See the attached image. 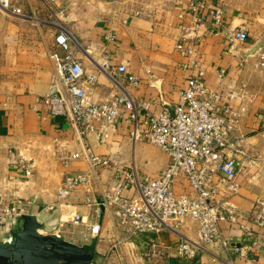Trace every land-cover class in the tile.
Listing matches in <instances>:
<instances>
[{
  "label": "crops",
  "instance_id": "0c3cea01",
  "mask_svg": "<svg viewBox=\"0 0 264 264\" xmlns=\"http://www.w3.org/2000/svg\"><path fill=\"white\" fill-rule=\"evenodd\" d=\"M18 1L23 15L0 13V202L21 198L27 208L24 215L35 218L40 234L59 236L78 245L91 241H82L83 223H73L71 216L80 214L96 219L100 232L91 264H136L135 256L153 246L168 253L167 259L165 256L160 259L166 264H225L228 258L231 264H264V227L250 221L257 202L264 200V66L260 64L263 49L256 48L257 44H264V0H216L223 7V24H214L205 10L202 21L188 28L195 42L193 56L205 68L207 85L220 92L223 103L234 113L230 145L226 149L228 155L239 161L238 190L231 202L244 217L243 223L251 228L249 236L254 240L245 252L225 251L219 243H210L192 259L176 257L178 237L167 230L142 233L124 242V236L116 230L106 211L100 217H91L92 206L85 202L83 189L73 191L62 202L57 199L56 190L63 176L87 169L82 160L67 164L60 160L59 144L68 141L72 150L79 147L68 118L49 113L42 102L52 92L56 56L64 53L55 42L54 24L59 20L48 18L60 6L46 0ZM189 1L59 0V3L68 6L64 10L65 26L85 50L99 61L106 52L112 64H125L140 80L133 90L135 96L150 100L153 110L170 111L178 90L191 73L182 68L185 59L175 48L177 37L183 34L178 28V13L185 12L184 21L190 23ZM43 4H50L47 7L50 14ZM42 13L47 17L40 16ZM239 28L246 30L245 41L233 36ZM108 30L114 31L116 41L105 51L104 34ZM74 52L82 59L85 70L95 71L88 58ZM220 70L226 72L222 83ZM242 94L248 99L245 111L241 110ZM110 95V82L98 73L93 99L101 101ZM129 129L128 115L123 112L105 142L95 136L87 137L95 153L109 154L114 161L99 171L94 193L97 198L113 183L120 166L134 163L140 174L155 176L168 163L159 147L151 144L155 147L147 148L142 141L133 144L128 137ZM20 157L32 162L28 178L20 166ZM185 188L184 179L175 186L177 192ZM24 215L15 218L12 226L0 227V240L12 239V230L21 228L20 218ZM220 228L227 237L239 236L243 231L226 221H220ZM181 232L196 241L197 222L186 218Z\"/></svg>",
  "mask_w": 264,
  "mask_h": 264
},
{
  "label": "built area",
  "instance_id": "2783aa9c",
  "mask_svg": "<svg viewBox=\"0 0 264 264\" xmlns=\"http://www.w3.org/2000/svg\"><path fill=\"white\" fill-rule=\"evenodd\" d=\"M46 2L60 6L59 10L53 11V16L59 20L54 24L57 29L55 42L64 53L61 57L56 56L57 70L50 84L52 92L45 95L42 102L49 113L68 118L74 132L73 139L79 147L72 150L68 141L59 144L60 160L64 164L76 160L87 164V169L63 176L56 190L57 199L62 202L73 191L83 189L85 202L92 206L91 217H100L101 212L106 211L113 218L116 230L124 236V242H130L132 236L142 233L170 231L178 237L175 255L180 259H192L207 244L214 242L225 251L240 249L245 252L251 244L231 247L230 240L220 228V221H226L236 224L248 235L252 233L231 202L238 190L239 166V161L226 153L234 113L223 103L220 92L207 85L205 68L193 56L195 42L188 30L202 21L205 10L209 11L212 22L221 26L224 21L222 5L216 0H190L187 4L189 24L184 21L185 12L178 13V28L183 34L177 37L175 48L185 59L182 68L191 73L178 90L170 113L167 109L153 110L150 100L135 96L133 90L139 86L140 80L125 64H112L106 52L99 61L79 44L65 26L66 4H60L59 0ZM0 13L23 15L18 0H0ZM233 36L245 41V28H239ZM104 41L106 51L116 41L113 30L105 32ZM261 48L263 60L260 64L264 66V44ZM74 50L88 58L95 71L85 70L82 59ZM98 73H102L111 84L110 97L101 101L93 99ZM225 75V70H220V83ZM241 100V110L245 111L248 102L245 94L241 95ZM123 112L127 113L130 121V141L133 144L147 142L159 147L166 154L168 163L155 176L140 175L134 163L120 166L113 183L107 185L102 196L97 198L94 193L99 171L114 161L109 154L95 153L86 140L88 136H95L104 142L109 139ZM19 162L28 178L32 173L31 163L24 157H20ZM182 179L186 188L177 192L175 186ZM24 204L21 198L0 202V227H10L15 218L24 215L27 212ZM186 218L197 222L196 241L181 232ZM71 220L83 223L80 230L83 242L96 241L100 232V223L96 219L73 214ZM250 221L264 227V200L257 202ZM8 240L10 237H7ZM164 256L168 258L165 250L153 246L136 255L135 263L166 264L160 260ZM231 263L230 258L225 261V264Z\"/></svg>",
  "mask_w": 264,
  "mask_h": 264
},
{
  "label": "water",
  "instance_id": "95a60500",
  "mask_svg": "<svg viewBox=\"0 0 264 264\" xmlns=\"http://www.w3.org/2000/svg\"><path fill=\"white\" fill-rule=\"evenodd\" d=\"M261 46L259 43L256 48ZM20 220H23L22 226L19 230H12V239L0 241V264H91L95 239L78 245L59 236H42L33 216L24 215ZM228 239L231 247L238 248L253 242V238L244 231Z\"/></svg>",
  "mask_w": 264,
  "mask_h": 264
},
{
  "label": "rangeland",
  "instance_id": "374dc122",
  "mask_svg": "<svg viewBox=\"0 0 264 264\" xmlns=\"http://www.w3.org/2000/svg\"><path fill=\"white\" fill-rule=\"evenodd\" d=\"M48 6H49V4H48ZM43 7H44V10H45V12H49V10H48V8L46 7V5H44L43 4ZM29 8V5H28V7H27V9ZM39 8V7H38ZM40 12H41V10H40ZM49 14H50V12H49ZM45 16V17H47V15L44 13H42V14H40V16ZM48 18H50V19H53V20H55L56 18L54 17V16H51V17H48ZM144 143V142H143ZM144 146H146L147 148H152V147H155V146H153V145H151V144H149V143H147V142H145L144 143ZM27 160H29V159H27ZM29 162L31 163V165H32V162H31V160H29ZM32 168H33V165H32ZM139 169V168H138ZM138 173L140 174L141 172H140V169L138 170ZM140 175H144V174H140ZM63 228V227H62ZM44 235H47V234H45L44 233ZM79 235H78V240H79ZM78 240L76 241L77 243H79L78 242ZM94 264H96V262H94Z\"/></svg>",
  "mask_w": 264,
  "mask_h": 264
},
{
  "label": "bare ground",
  "instance_id": "6f19581e",
  "mask_svg": "<svg viewBox=\"0 0 264 264\" xmlns=\"http://www.w3.org/2000/svg\"><path fill=\"white\" fill-rule=\"evenodd\" d=\"M42 235V234H41ZM42 236H45V235H42Z\"/></svg>",
  "mask_w": 264,
  "mask_h": 264
}]
</instances>
